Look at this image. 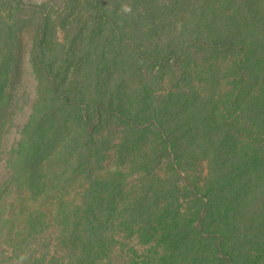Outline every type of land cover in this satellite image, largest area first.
Segmentation results:
<instances>
[{"label": "trees", "instance_id": "1", "mask_svg": "<svg viewBox=\"0 0 264 264\" xmlns=\"http://www.w3.org/2000/svg\"><path fill=\"white\" fill-rule=\"evenodd\" d=\"M76 3L0 0V101L20 22L3 12L38 16L40 92L8 176L31 195L63 196L55 236L38 208L8 232L14 256L264 264V0H83L89 18L72 47ZM200 160L203 178L191 175Z\"/></svg>", "mask_w": 264, "mask_h": 264}, {"label": "rangeland", "instance_id": "2", "mask_svg": "<svg viewBox=\"0 0 264 264\" xmlns=\"http://www.w3.org/2000/svg\"><path fill=\"white\" fill-rule=\"evenodd\" d=\"M26 1L36 3L48 2L49 0ZM55 1L59 4L63 2V0ZM82 1L77 0L76 10L71 16L69 15V20L73 24H69L68 27L73 33L68 37V41L72 47H77L81 43V34L84 30L82 23L89 18L87 11L80 5ZM3 14L5 17L12 15L11 22H20L17 31L12 32L10 40L4 47L8 49V53L11 55V60L9 61L11 72L4 82L5 95L2 96L0 101V264H20L18 258L14 256L13 248L7 243L9 241L6 242L4 237L7 238L8 232L16 227L23 226L25 216L33 208L43 209L46 212L47 217L51 220V226L45 234L48 237L55 236L59 231V223L54 218L56 217L58 202L63 196L56 192L46 198L41 195H31L29 190L13 182L8 176L10 172L6 168L5 159L8 155L7 151L16 146L17 140L21 136L20 130L23 122L29 115L33 102L37 99V95L40 92L41 83L32 59L38 22L37 14H33L29 9L19 10L16 8L14 10L12 7H8ZM53 25L56 28L53 34L51 30L50 37L54 41V37L62 36L64 31L59 33L58 20ZM170 86L172 85L169 83ZM48 150L50 151L49 148ZM46 154H48V151L43 148L35 156V160L41 163L44 162ZM114 162L115 155L112 151L107 161H105V169L114 168ZM194 170L191 175L202 178L205 177L208 171L205 162L201 160L196 163ZM128 179L131 180L132 177ZM77 193L76 189L72 190L73 196L77 195ZM131 244H134L140 252L146 247L135 243V241H132ZM131 255L124 253L119 257H115L112 262L99 260L94 264H135L136 261Z\"/></svg>", "mask_w": 264, "mask_h": 264}]
</instances>
